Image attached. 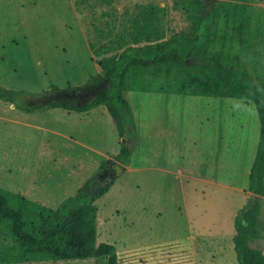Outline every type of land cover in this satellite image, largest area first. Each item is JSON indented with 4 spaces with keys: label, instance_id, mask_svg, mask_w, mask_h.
<instances>
[{
    "label": "rangeland",
    "instance_id": "1",
    "mask_svg": "<svg viewBox=\"0 0 264 264\" xmlns=\"http://www.w3.org/2000/svg\"><path fill=\"white\" fill-rule=\"evenodd\" d=\"M213 1L264 13V0ZM149 4L169 7L171 26L183 21L173 0H0V88L32 94L16 103L33 109L0 102V187L54 209L114 179L93 206L96 244L113 246L119 264H237L233 220L256 199L261 238L251 247L264 251V196L247 190L259 139L252 102L175 93L172 76L151 68L124 93V138L99 107L49 106L83 108L106 86L85 29L95 42L94 28L119 29ZM120 143L126 165L114 160Z\"/></svg>",
    "mask_w": 264,
    "mask_h": 264
},
{
    "label": "trees",
    "instance_id": "2",
    "mask_svg": "<svg viewBox=\"0 0 264 264\" xmlns=\"http://www.w3.org/2000/svg\"><path fill=\"white\" fill-rule=\"evenodd\" d=\"M206 0H173L172 11L183 19H167L169 7L136 6L120 28L99 33L95 42L85 29L86 46L104 89L81 108L52 102L51 108L84 111L99 107L114 124L120 138L126 136L130 116L124 93L134 74L151 70L172 76L175 93L214 99L252 102L259 119V139L248 176L249 193L264 196V13L246 6ZM177 12V13H176ZM175 22V23H174ZM100 34V35H99ZM260 39L256 42L257 39ZM58 91H61L57 89ZM24 91L0 88V102L19 105ZM38 109V107H37ZM129 146L119 144L114 160L130 161ZM111 179L92 191H83L54 209L38 206L0 187V234L11 243H0V264H119L113 246L96 244V210L93 203L108 193ZM261 203L253 204L233 220V251L237 264H264V251L251 243L260 239Z\"/></svg>",
    "mask_w": 264,
    "mask_h": 264
},
{
    "label": "water",
    "instance_id": "3",
    "mask_svg": "<svg viewBox=\"0 0 264 264\" xmlns=\"http://www.w3.org/2000/svg\"><path fill=\"white\" fill-rule=\"evenodd\" d=\"M100 74H102V72H100Z\"/></svg>",
    "mask_w": 264,
    "mask_h": 264
}]
</instances>
